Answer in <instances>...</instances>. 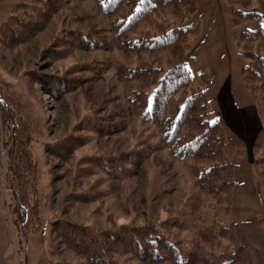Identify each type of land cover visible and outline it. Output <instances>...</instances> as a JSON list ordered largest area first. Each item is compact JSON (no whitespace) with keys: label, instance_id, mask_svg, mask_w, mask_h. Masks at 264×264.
<instances>
[{"label":"rangeland","instance_id":"1","mask_svg":"<svg viewBox=\"0 0 264 264\" xmlns=\"http://www.w3.org/2000/svg\"><path fill=\"white\" fill-rule=\"evenodd\" d=\"M18 2L0 0V25L7 21ZM243 6L264 7V0L248 3L244 0H196V11L182 26L199 27L187 67L194 83L201 74L209 77L208 120L224 128L227 157L234 165L232 211L227 224H233L237 239L248 247L253 264H264V109L254 102L241 79V69L248 63L243 54L259 49L264 55V44L236 39L242 32L257 27L256 22L232 25L230 9ZM161 15L168 22L173 20L169 10ZM109 27L110 17L101 15L92 1L66 0L45 29L28 42L15 48L0 44L1 95L11 102L16 115L27 126L26 149L31 161L27 178L36 181L33 195L25 189L27 205L19 207L18 203L17 206L14 188L10 189L13 185L9 186L5 171L7 147L15 149L14 129L10 131L0 120V264L79 263L80 259L69 252L52 231L50 222L55 220H68L102 232L121 225L136 226L148 221L157 224L172 219L186 203L188 226L182 232L168 230L167 234L178 241L190 242L195 235L192 224L210 216L206 213L207 205L215 201L194 186L189 162L173 161L165 150L151 151L132 177L122 176L115 180L107 176L78 177L82 168H90L87 161L118 157L141 143L157 142L147 136L151 129L128 113L126 97L131 87L119 80L116 66L163 65L168 54L137 57L113 49L74 50L56 61L45 57L48 46L62 28L91 33L108 43ZM137 32L133 30L130 34ZM76 65L92 69L80 73V87L59 98L48 95L39 82L26 76H61ZM225 84L238 108L256 110L257 121L243 127V133L226 122L220 101ZM100 129L106 134L99 136L96 130ZM62 140L74 142L78 147L66 162L49 156L44 150L48 143L57 150L54 143ZM61 153L60 150V156ZM91 187L104 195L91 203L71 202L67 207L69 198L89 194ZM26 207L32 213L37 212L28 226L20 222V212L14 215V210L18 208L24 212ZM129 263L137 264L135 261Z\"/></svg>","mask_w":264,"mask_h":264},{"label":"trees","instance_id":"2","mask_svg":"<svg viewBox=\"0 0 264 264\" xmlns=\"http://www.w3.org/2000/svg\"><path fill=\"white\" fill-rule=\"evenodd\" d=\"M65 1L19 0L7 21L0 25V44L15 48L28 42L45 29L61 11ZM90 1L101 15L110 17L108 43L93 37L91 33L62 28L48 46L46 59L60 60L74 50L113 49L137 57L142 54H168V57L164 59L163 65L148 63L141 66H116L119 80L131 87L126 97L128 113L146 124L151 129L147 136L152 140L157 139V142L141 143V146L136 145L135 149L118 157L107 156L87 161L90 168H82L78 177L107 176L113 180L122 176L132 177L138 173L151 151L165 150L171 160L189 162L194 186L204 190L215 204L207 205L206 213H210L209 217L192 224L195 235L190 242L178 241L167 234L168 230L182 232L188 226L189 219L184 210L188 206L186 203L174 218L157 224L148 221L142 225H121L94 232L68 220H55L50 222L52 231L60 243L80 259L77 264H130V261L137 264H253L248 247L237 239L233 224H227L232 211L234 165L227 157L224 128L218 122L208 120L210 107L206 92L211 87L209 77L201 74L194 83L187 67V61L192 59L189 51L198 36L199 27L193 29L183 27L182 24L196 11V0ZM166 10H169L173 18L171 22L161 17V13ZM230 14L234 26L257 23L254 30L242 32L236 39L264 44V7L231 8ZM133 30L138 32L132 35L130 33ZM243 55L248 63L241 69V79L254 102L263 110L264 55L259 49L246 51ZM91 69L85 65H76V68L68 69L61 76H26L35 83L39 82L48 95L59 98L80 87V73ZM0 120L10 131L14 129L15 149L13 151L6 146L8 165L5 171L9 186L10 183L13 185L10 189L13 191L14 188L17 206L19 203V207H23L20 204L27 205L28 193L25 189L32 191V195L36 190V181L27 178L31 169L26 149L29 134L11 102L1 95V89ZM96 133L99 136L106 134L101 129L96 130ZM9 140L11 142L12 138ZM73 143L64 140L54 143L57 150L53 149L52 143H48L44 145V150L49 156L66 162L78 148ZM89 190V194L69 198L67 207H70L71 202L91 203L104 195L95 188ZM17 212H20V222L25 226L37 215L29 207L24 212L17 208L14 215Z\"/></svg>","mask_w":264,"mask_h":264},{"label":"crops","instance_id":"3","mask_svg":"<svg viewBox=\"0 0 264 264\" xmlns=\"http://www.w3.org/2000/svg\"><path fill=\"white\" fill-rule=\"evenodd\" d=\"M229 86L225 84L223 86V91L220 94V101L223 105V111L225 115L226 122L237 132L243 133L244 129L248 124H253L256 118V110L253 109H242L238 108L232 98L231 92H229ZM254 121V122H253ZM250 122V123H249Z\"/></svg>","mask_w":264,"mask_h":264}]
</instances>
